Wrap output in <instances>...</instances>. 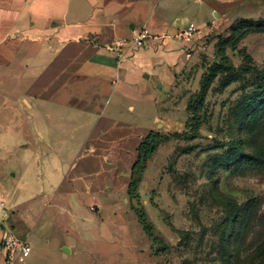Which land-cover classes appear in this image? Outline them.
<instances>
[{"label":"rangeland","instance_id":"obj_1","mask_svg":"<svg viewBox=\"0 0 264 264\" xmlns=\"http://www.w3.org/2000/svg\"><path fill=\"white\" fill-rule=\"evenodd\" d=\"M218 2L169 0L166 21L197 23L202 31L196 39L153 38L132 47L99 91L92 93V82H85L47 97L71 110L28 108L27 84L20 76H6L7 62L0 60V217L13 212L29 225L34 252L22 264H263L264 164L243 160L226 166L220 159L229 141L264 154V119L250 122L244 115L246 98L264 83V0ZM144 10L137 12L136 28L146 25ZM249 21L261 25L237 44L228 41L235 27ZM147 27L156 35L166 31ZM223 47L235 69L217 75L205 104L193 113L189 105L205 75L221 62ZM137 52L144 62L127 70ZM13 68L15 74L21 70L17 63ZM94 113L166 136L136 171L135 198L128 186L137 153L123 156L116 149L108 157L90 150L79 157L67 150L94 128L87 124ZM198 118L201 135L189 139L184 132ZM44 137L65 151L51 152L42 146ZM80 164L86 174H76ZM75 176L83 187L61 186ZM232 202L240 206L239 221L228 218ZM141 205L160 242L140 224L135 208Z\"/></svg>","mask_w":264,"mask_h":264},{"label":"crops","instance_id":"obj_2","mask_svg":"<svg viewBox=\"0 0 264 264\" xmlns=\"http://www.w3.org/2000/svg\"><path fill=\"white\" fill-rule=\"evenodd\" d=\"M203 1L199 0L200 3ZM206 1L219 3V0ZM166 8H169V0H0V60L7 62L6 76H20L27 84L24 100L28 108L71 110L72 106L50 101L47 97L64 90L71 92L85 82H92L91 92L94 93L109 82L111 72L121 69L124 58L130 54L132 48L119 50L115 43L133 35L137 18H140L138 10L145 9L146 27L149 23L155 24L159 29H166L163 34H169L173 25L175 30L187 25L189 21L182 25L166 21ZM129 62L127 70L144 62L143 54H133ZM15 63L21 68L16 74ZM114 82L113 79L112 84ZM85 95L91 102V97ZM28 97L36 100V104L33 105ZM128 108L135 112L133 104ZM97 116L99 118L94 113L98 119L96 122L95 119L87 123L89 127L94 123V128L77 145L67 148L68 151L85 157L90 150H95V154L109 157L117 149L120 155L125 156L132 151L137 153L143 137L154 130L137 128L115 117H100L99 113ZM48 141L44 137L42 146L48 147L51 152L65 151L61 144L52 142L49 145ZM88 142L92 145L87 147ZM84 164L77 168V175L86 174ZM75 177L72 183L64 180L61 186L68 185L67 188L72 189L82 184L83 187L84 182ZM6 226L13 228L20 239L29 240V225L21 215L11 212L0 217V239ZM0 264H6L1 249Z\"/></svg>","mask_w":264,"mask_h":264},{"label":"trees","instance_id":"obj_3","mask_svg":"<svg viewBox=\"0 0 264 264\" xmlns=\"http://www.w3.org/2000/svg\"><path fill=\"white\" fill-rule=\"evenodd\" d=\"M260 25L261 23L256 24L251 21L245 22L243 25H239L234 28L231 36L228 38V41L232 40L235 44H237L241 38H243L249 31H251L252 27H258ZM219 55L221 58V62L215 63L211 68V71L205 75L201 89L195 96V103H191L189 105V109L192 110L193 113H197L198 110L205 104L211 84L213 83L217 75L223 72L229 73L235 69V65L231 62L225 47L219 50ZM245 56L249 59H252L251 56L247 53H245ZM244 115L249 119L250 122L259 123L264 119V83L259 85L257 93L254 96L246 98ZM201 124L202 123L199 118L196 119L194 123H191L189 125L187 131L184 132L185 136L189 139L199 137L201 135ZM165 140L166 136L162 132L157 130H151L145 137H143L137 149V160L132 167L131 181L128 186L129 197L135 198L137 196L140 178L137 177L136 171L138 169H140L141 171L144 169L148 160L156 153L160 144ZM225 145H228L229 148L227 152L221 157L220 162L226 166H231L234 162L243 160L258 164H264V154L262 153V150L249 152L242 144L235 141L223 143V146ZM239 209L240 206L237 203H230L228 214L229 220H240L241 213H239ZM135 211L138 215L139 222L143 226V229L145 230L147 235L152 238L153 241L160 242L161 238H159L155 234L153 223L149 220L146 208L141 205L140 208H135Z\"/></svg>","mask_w":264,"mask_h":264},{"label":"built area","instance_id":"obj_4","mask_svg":"<svg viewBox=\"0 0 264 264\" xmlns=\"http://www.w3.org/2000/svg\"><path fill=\"white\" fill-rule=\"evenodd\" d=\"M200 26L189 21L186 26L179 28L174 34L156 35L146 26L135 28L132 38L119 39L116 41L115 46L122 50V48L142 47L145 46L149 40L153 38H166L176 37L185 43L193 42L197 35L201 33ZM0 249L5 253L6 264H19L24 263L32 254L33 246L29 240L20 239L15 234L13 228L6 226L2 231L0 239Z\"/></svg>","mask_w":264,"mask_h":264},{"label":"water","instance_id":"obj_5","mask_svg":"<svg viewBox=\"0 0 264 264\" xmlns=\"http://www.w3.org/2000/svg\"><path fill=\"white\" fill-rule=\"evenodd\" d=\"M131 28L134 29V26L132 25ZM65 251L69 252L70 250L68 248H64Z\"/></svg>","mask_w":264,"mask_h":264}]
</instances>
